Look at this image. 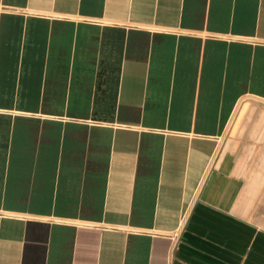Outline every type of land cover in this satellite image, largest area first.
<instances>
[{"label": "crops", "instance_id": "0c3cea01", "mask_svg": "<svg viewBox=\"0 0 264 264\" xmlns=\"http://www.w3.org/2000/svg\"><path fill=\"white\" fill-rule=\"evenodd\" d=\"M0 264H264V0H0Z\"/></svg>", "mask_w": 264, "mask_h": 264}]
</instances>
